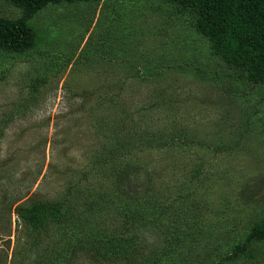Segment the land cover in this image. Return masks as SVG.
Masks as SVG:
<instances>
[{
	"label": "rangeland",
	"instance_id": "1",
	"mask_svg": "<svg viewBox=\"0 0 264 264\" xmlns=\"http://www.w3.org/2000/svg\"><path fill=\"white\" fill-rule=\"evenodd\" d=\"M110 1L105 10L103 1L52 6L34 21L39 46L0 51V264H65L71 241L80 247L70 264H145L176 226L188 235L168 264H199L225 255L264 217V87L248 94L259 107L252 115L247 100L227 90L226 66L192 18L159 0H123L116 10ZM0 13L19 10L0 0ZM89 36L102 57L83 59ZM72 47L67 67L51 75L53 58L62 62ZM48 75L34 90L35 79ZM160 131L181 138L147 146ZM31 198H66L77 213L102 198L92 212L100 233L87 226L72 232L70 222L37 238L10 213ZM124 201L140 214L135 256L102 258L90 241L105 240L101 229L124 234Z\"/></svg>",
	"mask_w": 264,
	"mask_h": 264
},
{
	"label": "trees",
	"instance_id": "2",
	"mask_svg": "<svg viewBox=\"0 0 264 264\" xmlns=\"http://www.w3.org/2000/svg\"><path fill=\"white\" fill-rule=\"evenodd\" d=\"M4 1L19 10V15L15 17L0 13V51L7 54H24L33 50L36 46H39L40 27H37V24L35 25L34 21L43 11L52 6H60L64 4L74 5L82 2L94 1L96 3L103 1V10L108 8L105 4L109 3V7L112 6L110 0ZM126 1V3L132 5L141 0ZM159 1L173 6L181 15H188L192 18L195 31L199 35L207 38L210 42V50L213 56L220 61L218 64L223 63L226 66L224 71L226 74L225 83L228 88L227 90L234 95L237 94V96L245 98V100H247L246 103L248 104V109L252 110V115H256V113L259 112V107L256 102L257 98H248V94L251 91L254 92L257 87H264V0ZM122 3L123 0H117L113 5L115 10L117 5L121 6ZM123 5L125 4L123 3ZM128 10L129 12H133L132 7L128 8ZM115 18L117 17L115 16ZM77 22L78 21H74V25ZM130 29L131 28H129L128 31ZM128 42H132V40H128ZM80 43L81 41L76 43V45ZM87 43H89L88 46ZM90 45L91 40L89 36L84 46L80 49V53L82 50L85 51L83 59H87L88 57L97 54V58L104 55L100 48L95 46L90 48ZM74 47L71 48L69 55L62 59V62L59 60L60 56L59 58L57 57L58 59L53 58V61L56 62V70L51 75H54L58 70L67 67L71 60ZM122 48L125 49V45L122 46ZM111 50L114 51V47L111 48ZM112 56L121 59L116 54H113ZM128 60L129 59L126 61L128 62ZM130 60V66L132 64L137 67L139 62H137L135 58ZM49 78L50 75L35 79L33 82L34 90H38L41 85H45ZM246 122L248 125L252 123L249 118ZM153 137L156 141H146L145 144L147 146L148 144L151 146L157 145L159 148H162L171 143L174 145L177 137L181 138L180 135H168L165 131L154 133ZM102 159H104V162H108L107 155ZM102 159L98 160L100 164L103 161ZM199 172L195 174L196 177ZM121 187L122 186H120V188ZM124 193V190L120 191V194L123 196ZM101 203L100 199L96 198L94 202H89L88 205L77 213L71 205H68L66 198L61 201L31 198L15 205L12 210L10 209V213L14 212L18 219L22 220L28 228L35 232L37 238L43 237L44 233L49 230L51 225L61 224L68 226L70 222L73 224V227L70 229L72 232H76V230L87 226L90 228L91 232L100 233V231L97 230V227L93 225L94 219L92 218V212L98 210ZM162 205L163 204L159 206ZM119 208L122 214V222L124 227L127 228L123 230L124 234L117 235V233H113L107 235L105 231L101 229L102 236H104L105 240L101 241L100 237L95 235L90 242L97 244V247L104 254V257L102 258L110 259L113 257H121L130 260L135 256L137 250L135 249L137 248L136 242L138 239L136 229H138L137 225L140 219V214L137 205L135 208H131L129 205L126 206L125 201L122 205H119ZM165 208H167L166 205L162 210ZM145 211L147 212V209H145ZM182 221L185 222V225L188 224L187 219H182ZM187 235V231L182 229V227L176 226L171 238H169V244L158 250V252H160L158 257H155L153 261L147 259L148 262L145 264H168L171 261L174 262L179 255L176 244H181L184 240L183 237L185 238ZM78 244L79 241L66 242L62 254L64 252L71 253V256L68 254L64 255L63 261L65 264H70V262H72L71 257L80 247ZM223 253V251H221L219 255L218 253H216V255L211 253L201 261L199 260L198 263L212 264L213 262V264H246L248 260H255L254 264H264V217L253 221L247 230L246 236L240 240H235L227 253L225 255H223ZM208 259H211L212 262H208ZM162 260L167 261L161 263ZM6 261L7 258H5L4 264Z\"/></svg>",
	"mask_w": 264,
	"mask_h": 264
}]
</instances>
